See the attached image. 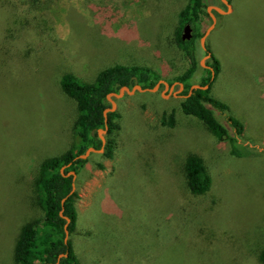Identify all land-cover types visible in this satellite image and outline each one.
<instances>
[{"label":"rangeland","instance_id":"374dc122","mask_svg":"<svg viewBox=\"0 0 264 264\" xmlns=\"http://www.w3.org/2000/svg\"><path fill=\"white\" fill-rule=\"evenodd\" d=\"M112 1L39 0L37 27L50 41L27 44L32 34L24 33L7 53L3 34L14 20L0 5V264H16L21 226L42 214L40 164L73 143L76 102L61 76L93 82L116 64L149 67L168 87L161 81L117 99L118 129L103 133L113 154L103 147L79 167L71 242L80 264H264V0H227L226 13L209 9L216 19L204 44L219 64L210 94L226 109L207 106L237 138L233 146L180 107L184 90L210 64L199 36L197 68L179 85L188 63L175 31L187 0H118L114 19L106 13ZM204 2L226 9L219 0ZM211 21L205 15L199 33ZM171 112L172 126L162 122ZM191 153L212 179L201 195L185 185Z\"/></svg>","mask_w":264,"mask_h":264},{"label":"trees","instance_id":"16d2710c","mask_svg":"<svg viewBox=\"0 0 264 264\" xmlns=\"http://www.w3.org/2000/svg\"><path fill=\"white\" fill-rule=\"evenodd\" d=\"M39 0H0L13 17L14 23L6 27L3 34L5 53L8 52V43L11 47L24 33H31L27 44L44 45L50 40L47 34L37 27L36 4ZM207 5L204 0H187L186 4L178 12V27L175 38L188 63L187 70L178 76V81L185 82L192 76L197 68V54L195 40L202 36L199 28L203 23V17L208 16ZM118 8V0H113L106 13L114 19L117 16L113 9ZM117 19V18H116ZM189 24L193 29L190 39H182L181 29ZM206 51L209 52L206 46ZM209 67L204 68V75L199 85H208L206 89L195 88L191 94L180 102L184 114L198 118L216 137L218 141H227L229 145L236 143L237 138L231 136L226 126L215 116L213 110L207 106L211 104L219 110H225L226 105L215 99L210 94L212 81L219 71V64L215 56L210 54ZM159 75L149 67L133 65L125 66L116 64L106 67L98 72L93 82H84L70 72L61 76L62 90L76 102L77 117L73 124V143L59 156L44 159L39 166L36 179V200L42 211L40 217L34 218L23 224L14 243L13 259L16 264H50L55 263L58 255L65 253L57 264H80L71 242V235L76 229L78 211L76 208L77 190L70 193L74 180L72 175H64L73 170L77 174L87 159H74L83 153L88 147L100 148L102 141L98 136V129L104 128L103 111L110 107L107 95L117 92L121 86L132 87L139 84L142 87H153L158 81ZM186 85V84H185ZM184 90V94L188 93ZM117 111L107 113V133L110 135L118 129L115 119ZM174 114L169 113L167 122L170 126L174 123ZM231 125L239 133L241 127L231 116L227 117ZM105 152L107 156L113 154V140L106 138ZM69 164V165H68ZM65 166L63 173L61 167ZM184 178L186 189L192 195H201L209 191L211 176L206 169L202 157L191 153L184 162ZM70 193V194H69ZM65 198L63 204L62 199ZM63 207V215L70 221L67 225L68 238L65 241V218L60 215ZM258 259L264 262V248L260 251Z\"/></svg>","mask_w":264,"mask_h":264},{"label":"water","instance_id":"95a60500","mask_svg":"<svg viewBox=\"0 0 264 264\" xmlns=\"http://www.w3.org/2000/svg\"><path fill=\"white\" fill-rule=\"evenodd\" d=\"M221 1L226 5V9H223L222 7H219V6H216V5H210V6L207 7V12H208V14L211 16L212 21H211V24L209 25V27H208V28L206 29V31L204 32V34L201 36V44H202V47H203L204 49L206 48V47H205V44H204V40H205V38L207 37V35L209 34V32L212 30V28L214 27L215 19H216L214 13L211 12L209 9L211 8V9L215 10L217 13H226V12H228V10L230 9V4H229V2H228L227 0H221ZM191 29H192V28H191V26H190L189 24H185V25H184V27H183V33H182V35H181L182 39H190V38H191ZM205 56H206V57H209V56H210V53H207ZM161 81H162V80H159V81H158V82H157L152 88H149V87L144 88V87H142V86L139 85V84H135V85H133L132 87H128V86H125V85H124V86H121L117 92H110V93L107 95V99H108V101L110 102V107H106V108L104 109V111H103L105 126H104V128H99V129H98V136H99V138H100L101 141H102V146H101L100 148H98V149H97V148H94V147H92V146H90V147H88L83 153L77 155L74 159H78V158H79V159H86L91 153L102 151V149H103V147H104V143H105V138H104V136H103V133H105V131H106V129H107V113H108V112L115 111V109H116V104H117V103H116V100H117V99L123 97L125 94H131V93H134V91H136V89H137V90H140V91H145V90L153 91L154 89H157V88H158L159 83H160ZM162 83L165 85V87H168V83H167V82L162 81ZM179 85H180L181 87H183V84H182L181 82H179ZM172 86H173V85L171 84V85L169 86V88L171 89ZM207 86H208V85L201 86V85H199V84L191 85V87L189 88L188 94L185 95V97H187L188 95H190L193 89H195V88L206 89ZM68 165H69V164H68ZM64 168H65V166L61 167V172L63 171ZM62 173H63V172H62ZM64 175H66V176H68V175H72V178H73V180H74V179H75V176H76V173H75V171L70 170V171H68V172H67L66 174H64ZM74 190H75V185H74V183H73V184H72V189H71L70 193L73 192ZM70 193H69V194H70ZM65 198H66V197H64V198L62 199V201H61L62 204H63ZM60 215H61L62 217H64L65 220H66L65 225H64V227H65V241H66L67 238H68L67 225H68L70 219H69L67 216L63 215V207H62V209L60 210ZM64 255H66V254H65V253H61V254H59V255H58V258H57V260H56V262H55V263H50V264H57V263L59 262L60 258H61L62 256H64Z\"/></svg>","mask_w":264,"mask_h":264},{"label":"flooded vegetation","instance_id":"af4514ba","mask_svg":"<svg viewBox=\"0 0 264 264\" xmlns=\"http://www.w3.org/2000/svg\"><path fill=\"white\" fill-rule=\"evenodd\" d=\"M219 2H220L221 5H223V4H222L223 2H222L221 0H219ZM224 5H225V4H224ZM225 8H226V5H225ZM213 11H214L215 13H217L215 10H213ZM207 53H209V52H207ZM207 53H206V54H207ZM206 67H209V66L206 65ZM158 81H159V80H158ZM158 81H157V82H158ZM157 82H156V83H157ZM159 84H160V83H159ZM150 88H152V87H150ZM188 91H189V89H188ZM187 94H188V93H187ZM187 94H184V97H185V95H187Z\"/></svg>","mask_w":264,"mask_h":264}]
</instances>
